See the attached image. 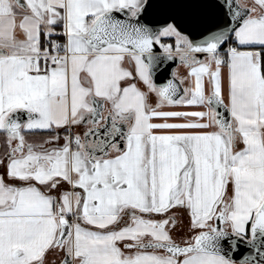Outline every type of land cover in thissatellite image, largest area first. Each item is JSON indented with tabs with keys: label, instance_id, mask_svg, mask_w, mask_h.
Returning a JSON list of instances; mask_svg holds the SVG:
<instances>
[{
	"label": "snow or ice",
	"instance_id": "obj_1",
	"mask_svg": "<svg viewBox=\"0 0 264 264\" xmlns=\"http://www.w3.org/2000/svg\"><path fill=\"white\" fill-rule=\"evenodd\" d=\"M0 264H264V0H0Z\"/></svg>",
	"mask_w": 264,
	"mask_h": 264
},
{
	"label": "water",
	"instance_id": "obj_2",
	"mask_svg": "<svg viewBox=\"0 0 264 264\" xmlns=\"http://www.w3.org/2000/svg\"><path fill=\"white\" fill-rule=\"evenodd\" d=\"M162 68H164V71L162 72H158L157 76H156V81L157 83H161L164 82L166 78L169 77V73L173 70L177 71L179 68H183L182 66H179L178 64H173V63H168L165 66H162ZM185 69V68H183ZM177 84H179V80L176 81ZM183 86H181L182 88Z\"/></svg>",
	"mask_w": 264,
	"mask_h": 264
},
{
	"label": "crops",
	"instance_id": "obj_3",
	"mask_svg": "<svg viewBox=\"0 0 264 264\" xmlns=\"http://www.w3.org/2000/svg\"><path fill=\"white\" fill-rule=\"evenodd\" d=\"M176 72L178 73V75L183 76L186 74L187 69L179 68ZM154 99H155V97H153V100Z\"/></svg>",
	"mask_w": 264,
	"mask_h": 264
},
{
	"label": "flooded vegetation",
	"instance_id": "obj_4",
	"mask_svg": "<svg viewBox=\"0 0 264 264\" xmlns=\"http://www.w3.org/2000/svg\"><path fill=\"white\" fill-rule=\"evenodd\" d=\"M180 76V75H179Z\"/></svg>",
	"mask_w": 264,
	"mask_h": 264
}]
</instances>
